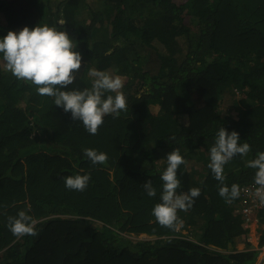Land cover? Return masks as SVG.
Here are the masks:
<instances>
[{
    "label": "trees",
    "instance_id": "16d2710c",
    "mask_svg": "<svg viewBox=\"0 0 264 264\" xmlns=\"http://www.w3.org/2000/svg\"><path fill=\"white\" fill-rule=\"evenodd\" d=\"M0 16V36L37 24L66 31L82 60L65 90L90 89L91 69L116 72L127 103L90 134L0 58V264H252L253 218L264 246V204L256 199L250 220L244 212L257 187L248 161L264 151V0H0ZM220 127L250 145L223 181L208 167ZM85 149L107 158L92 164ZM176 149L177 192L200 194L162 226L152 208ZM193 159L206 165L192 169ZM76 174L90 177L83 191L65 187ZM234 184L238 197L219 195ZM21 210L36 236L9 230Z\"/></svg>",
    "mask_w": 264,
    "mask_h": 264
},
{
    "label": "clouds",
    "instance_id": "9594fccd",
    "mask_svg": "<svg viewBox=\"0 0 264 264\" xmlns=\"http://www.w3.org/2000/svg\"><path fill=\"white\" fill-rule=\"evenodd\" d=\"M57 23L63 25L64 21L60 20ZM0 58L18 80L35 85L38 95L52 97L53 103L61 106L65 112L71 110L72 119L81 121L90 134H96L98 126L103 123L106 115L119 114L127 109L126 97L119 91L123 87L121 78L105 71L90 70L89 75L93 78L90 89L65 90L73 83L74 73L81 68L82 57L81 53L75 50L73 39L64 30L47 24H37L32 28L25 26L19 31L9 30L5 35L0 36ZM106 93H115V95H106ZM239 139V134L235 130L228 131L225 127H220L216 131L214 143L209 148L208 164L216 180L225 179L223 166L234 155L244 156L248 153L250 145L238 143ZM84 154L92 164L103 163L107 158L105 153L94 149H85ZM183 163L184 158L178 149L167 154V167L160 174V202L152 208V215L162 226H171L176 219L177 210L191 207L193 199L200 194L199 188H191L187 193L177 192L180 186L177 169ZM248 167L256 169L253 177L257 185L254 196L264 204V151L249 160ZM89 179L86 174L68 176L65 178V187L83 191ZM143 187L148 196L156 195L151 180L146 181ZM219 195L234 199L238 197L239 189L234 184L229 193L227 186H221ZM247 209L249 211L245 214L248 216L247 220H250L252 213L254 214L253 207ZM253 220L259 219L253 218ZM252 221L247 223L249 229ZM36 223L29 214L21 210L16 216L8 218L7 226L16 237L36 236ZM258 236V241L254 244L249 232V241L253 244L250 249L258 252L256 262L263 247L260 245V233ZM240 244L245 246L244 242H238V248ZM244 249L245 247L240 250Z\"/></svg>",
    "mask_w": 264,
    "mask_h": 264
},
{
    "label": "rangeland",
    "instance_id": "374dc122",
    "mask_svg": "<svg viewBox=\"0 0 264 264\" xmlns=\"http://www.w3.org/2000/svg\"><path fill=\"white\" fill-rule=\"evenodd\" d=\"M90 1H92V0H90ZM94 2H95V0H93ZM3 17L2 16H0V19H2ZM113 69V68H112ZM109 74H111L112 76H119L120 78H121V80L123 81V79H122V77L119 75V74H116V72H110ZM227 101V100H226ZM158 108V106L157 105H155V106H153V110H156ZM224 114L226 113V107H224ZM231 161H232V159H231ZM230 162V161H229ZM188 165L189 166H191V168L192 169H196V170H199V168L200 169H203L204 168V166L206 165V164H204L203 165V163H202V161H199V160H196V159H193V160H191L189 163H188ZM244 202V201H243ZM253 203L250 205V206H248L247 208H249V207H254L255 206V204H256V198L252 201ZM245 209V212H247V211H249V209ZM188 227L189 226H185V227H183L181 224L179 225V229L182 231V233L184 234V235H186V236H190V237H192V238H195V235L194 234H191L190 233V231H189V229H188ZM250 237H251V240L253 241V237H255V235H254V230L253 231H250ZM155 238V236H149V235H147V234H140V235H133V239L134 240H149V239H154ZM238 242L240 243V242H242V241H240V240H238ZM245 246H240L239 248L240 249H243ZM256 257H257V255L255 256V258L252 260V264H254V262L256 261Z\"/></svg>",
    "mask_w": 264,
    "mask_h": 264
},
{
    "label": "crops",
    "instance_id": "0c3cea01",
    "mask_svg": "<svg viewBox=\"0 0 264 264\" xmlns=\"http://www.w3.org/2000/svg\"><path fill=\"white\" fill-rule=\"evenodd\" d=\"M259 226H260V225H259V223H258L257 220H253V221L251 222V224H250V227H251V228H250V231H253V230H254V235H255V237H253L254 244H256L257 241H258V237H259L258 235H259V233L261 234V232L257 230ZM261 226H262V228H264V224L261 225ZM257 236H258V237H257ZM239 246H242V245L240 244Z\"/></svg>",
    "mask_w": 264,
    "mask_h": 264
},
{
    "label": "built area",
    "instance_id": "2783aa9c",
    "mask_svg": "<svg viewBox=\"0 0 264 264\" xmlns=\"http://www.w3.org/2000/svg\"><path fill=\"white\" fill-rule=\"evenodd\" d=\"M256 264H264V246L261 248L259 252V257Z\"/></svg>",
    "mask_w": 264,
    "mask_h": 264
}]
</instances>
